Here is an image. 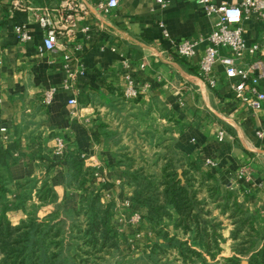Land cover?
<instances>
[{
	"label": "crops",
	"instance_id": "0c3cea01",
	"mask_svg": "<svg viewBox=\"0 0 264 264\" xmlns=\"http://www.w3.org/2000/svg\"><path fill=\"white\" fill-rule=\"evenodd\" d=\"M68 4L77 10L68 9ZM44 6L57 11L64 8L65 15L77 11L78 15L74 25L69 21L63 25L57 49L40 53L44 28L35 8ZM215 19L197 0H166L164 4L126 0L115 8H107L101 0H0V139L13 153L7 156L1 183L6 188L3 197L10 201L9 219L17 224L27 217L30 204L16 207L19 196L31 194L39 203L35 191L43 182L53 189L56 201L39 204V216L57 204L77 206L83 189L69 186L67 180L71 162L81 161L84 170L93 169L91 181L101 201L112 203L117 232L133 245L143 240L144 248L152 246L156 225L149 208L133 199L134 187L118 163L114 137L127 124L118 125L116 119L108 124L113 119L108 108L130 79L138 88L146 85L143 93L150 98L151 110L144 113L145 119L164 138L152 151H166L170 136L173 149L199 172H212L223 185L239 191V201L245 203L255 227L264 235V133L258 134L264 132V109L254 111L235 98L221 63L213 68L214 86L198 75ZM17 24H26L29 41L17 38ZM242 25L247 43L261 45L256 53H247L245 61L264 58V20L251 14ZM164 29L177 41L205 40L194 57L185 58L171 50ZM219 51L234 56L228 47ZM70 71L75 72L72 79ZM49 88H55V93L46 103L44 92ZM72 96L78 102L75 113L68 105ZM221 131L223 140L218 138ZM111 132L116 133L110 136ZM57 138L65 141L63 153L56 152ZM207 158L217 166L209 167ZM178 171L183 179L182 169ZM227 172L231 173L228 184L222 178ZM135 214L137 219H133ZM172 214L161 226L181 232L174 226L176 212ZM214 215L223 221L222 251L216 257L220 259L231 254L232 224L219 209Z\"/></svg>",
	"mask_w": 264,
	"mask_h": 264
},
{
	"label": "trees",
	"instance_id": "16d2710c",
	"mask_svg": "<svg viewBox=\"0 0 264 264\" xmlns=\"http://www.w3.org/2000/svg\"><path fill=\"white\" fill-rule=\"evenodd\" d=\"M149 102L145 93L127 99L120 92L108 108L113 118L108 124L111 126L115 119L118 125L129 124L128 129L124 126L114 137L118 163L124 166V176L134 187L133 199L149 208L158 237L155 245H171L179 248L183 255L190 251L192 255L203 257L202 251L186 246L187 241L159 228L164 219L173 216V210L176 212L175 228L200 243L215 258L222 250L223 240V221L214 215V210L219 209L231 221L230 238L235 251L234 255L225 257L224 264H264V235L255 227L253 215L245 203L239 201V191L223 185L212 172H199L193 162L173 149L170 136L166 151H152L164 138L160 139L154 133L155 124L145 119L144 113L151 110ZM142 141L149 146L145 147ZM9 154H13L10 145L0 139V264H55L60 251L48 257L46 249L50 247L79 250L82 263H88L82 256L89 254V248L117 247L118 237L111 224L113 205L101 201L91 181L94 171L84 170L81 161L71 162L67 180L69 186L83 189L77 206L65 208L57 204L50 213L39 216V204L56 201L53 189L43 182L35 191L39 203L33 201L31 194L19 196L15 206L25 208L28 203L31 209L24 220L13 223L7 215L10 201L4 199L6 188L1 184ZM179 168L183 179L179 177ZM68 256L63 263L68 264ZM244 258L246 263L242 262Z\"/></svg>",
	"mask_w": 264,
	"mask_h": 264
},
{
	"label": "built area",
	"instance_id": "2783aa9c",
	"mask_svg": "<svg viewBox=\"0 0 264 264\" xmlns=\"http://www.w3.org/2000/svg\"><path fill=\"white\" fill-rule=\"evenodd\" d=\"M124 1L126 0H101L102 4L107 8H115ZM155 1L164 4L166 0ZM197 1L208 16L216 18L209 35L206 37L208 44L198 64L199 77L214 86L216 78L213 68L215 63L219 62L224 66L226 76L231 80L230 89L234 93L235 98L254 111L264 109V58L260 57L253 61H245V55L247 53H256L261 49V45L258 43H247L242 25L243 20L249 18L251 14L256 15L260 20H264V0H238L234 3H217L214 0ZM16 6L21 8L22 5L17 1ZM67 8L77 10L73 4H68ZM35 9L39 11L36 14V18L44 28L43 44L39 47V51L40 53L54 51L57 49L63 34V25L66 21L74 25L78 13L76 11L65 15L64 8L57 11V9H50L45 6L36 7ZM14 31L17 38L21 41L26 42L31 39L26 24L15 25ZM163 35L168 41L171 50L185 58L194 57L197 53V46L205 40L202 38H187L177 41L166 29L163 30ZM220 47L232 49L234 56L221 54L219 51ZM68 75L72 79L75 72L70 71ZM68 85L66 84V86ZM145 87L146 85L138 88L129 79L127 87L123 90V95L127 99L136 97L138 93H143ZM54 93L55 88H49L44 92L46 103L51 102ZM77 103L75 96L69 98L68 105L71 107L72 113L76 112ZM2 130H5V128H2ZM263 133L262 130L258 131L259 135H263ZM218 138L219 140L224 139L223 131L219 133ZM65 148V141L62 138H57L56 152L63 153ZM82 156L85 155L83 154ZM206 164L211 168L217 166V162L212 158H207ZM239 174H243V171H240ZM134 218L137 219L138 215L135 214Z\"/></svg>",
	"mask_w": 264,
	"mask_h": 264
},
{
	"label": "rangeland",
	"instance_id": "374dc122",
	"mask_svg": "<svg viewBox=\"0 0 264 264\" xmlns=\"http://www.w3.org/2000/svg\"><path fill=\"white\" fill-rule=\"evenodd\" d=\"M112 209V213H113ZM215 212V210H214ZM16 224V223H15ZM111 224L115 229L117 235V247H105L101 249L95 250V248H89V254L84 255L82 257H86L83 259H88V263H82V259H80L79 250L74 251V248H56L50 247L46 249V256H50L54 251H60L59 257L55 261V264H65L63 263L65 259H67V255L69 258L68 264H224L225 257L220 259L212 258V256L207 253L202 245L198 242H194L191 240L189 235H185L181 232H173L168 231L170 236H174L179 240L187 241L188 247L193 250L202 251L203 259L201 257L192 255L190 251H187L186 255L181 254L179 248L171 245L166 246H157L155 242L157 241V231H156V239L150 247H143L145 241L139 240V244L133 245L130 241H126V238L123 235H120V232H117L114 224H113V215L111 218ZM159 228L165 229V226L159 225ZM162 241V239H160ZM233 240L231 239V254L226 256L229 257L234 255L235 251L233 249ZM222 251V250H221ZM227 253V252H226ZM84 254V253H83ZM243 263H246V259L244 258Z\"/></svg>",
	"mask_w": 264,
	"mask_h": 264
},
{
	"label": "water",
	"instance_id": "95a60500",
	"mask_svg": "<svg viewBox=\"0 0 264 264\" xmlns=\"http://www.w3.org/2000/svg\"><path fill=\"white\" fill-rule=\"evenodd\" d=\"M231 177V173L230 172H227L226 174H225V176H223L222 178H223V181H224V183H229V178Z\"/></svg>",
	"mask_w": 264,
	"mask_h": 264
}]
</instances>
